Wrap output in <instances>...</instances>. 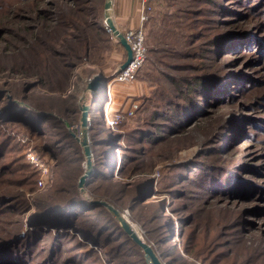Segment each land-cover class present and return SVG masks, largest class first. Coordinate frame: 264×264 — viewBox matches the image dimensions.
I'll return each instance as SVG.
<instances>
[{
	"label": "rangeland",
	"instance_id": "rangeland-1",
	"mask_svg": "<svg viewBox=\"0 0 264 264\" xmlns=\"http://www.w3.org/2000/svg\"><path fill=\"white\" fill-rule=\"evenodd\" d=\"M106 2L0 0V264H152L96 201L164 264H264V0H156L128 82Z\"/></svg>",
	"mask_w": 264,
	"mask_h": 264
},
{
	"label": "water",
	"instance_id": "water-1",
	"mask_svg": "<svg viewBox=\"0 0 264 264\" xmlns=\"http://www.w3.org/2000/svg\"><path fill=\"white\" fill-rule=\"evenodd\" d=\"M112 3H113V0H107V2H106V5H105V20L107 21L108 27L110 28V30L113 33V35L118 39L120 45H122L125 48V50H126L127 58H126V61L124 62V64L120 68V71H123L133 61V51L131 49V46L128 44L125 36L123 35V33H121L119 29H117V27L115 26V24L113 22L112 15L110 13V10L112 8ZM88 115H89L88 108L85 107L84 108V112H83V117H82V126L84 128L87 126ZM84 148H85L87 159L89 160V165H90V168H91V166H92V160H91L92 152H91V149H90V146H89V142H88V140L86 138L84 140ZM90 173L91 172L89 171L88 173L83 175L82 178L80 179L79 186H80L82 191H84L86 178L88 177V175ZM94 203H97L99 205H104V206L108 207L115 214V216H117V218L121 222V225L125 229L126 233L130 236L131 239H133L135 241L136 244H138L143 249V251L148 256V258L150 259L152 264H164L162 262L160 256L153 249V247H151L149 244H147L143 237L142 238L139 237V234L135 231V229L133 227V224L129 221V219L127 218L126 215H124L119 210H117L115 207H113L112 205H110V204H108L106 202L96 201Z\"/></svg>",
	"mask_w": 264,
	"mask_h": 264
},
{
	"label": "built area",
	"instance_id": "built-area-1",
	"mask_svg": "<svg viewBox=\"0 0 264 264\" xmlns=\"http://www.w3.org/2000/svg\"><path fill=\"white\" fill-rule=\"evenodd\" d=\"M142 9L140 16V26L136 29H130L123 32L128 44L133 51V61L123 71H118L115 75L117 82H128L135 80L136 73L145 64L148 56V48L146 44L145 24L149 20V14L153 10V4L156 0H141ZM115 122H111L112 126H115ZM42 174L39 179V186L41 189L51 181L52 171L50 167L41 165Z\"/></svg>",
	"mask_w": 264,
	"mask_h": 264
},
{
	"label": "crops",
	"instance_id": "crops-1",
	"mask_svg": "<svg viewBox=\"0 0 264 264\" xmlns=\"http://www.w3.org/2000/svg\"><path fill=\"white\" fill-rule=\"evenodd\" d=\"M121 27L136 29L140 26L141 0H113Z\"/></svg>",
	"mask_w": 264,
	"mask_h": 264
},
{
	"label": "trees",
	"instance_id": "trees-1",
	"mask_svg": "<svg viewBox=\"0 0 264 264\" xmlns=\"http://www.w3.org/2000/svg\"><path fill=\"white\" fill-rule=\"evenodd\" d=\"M169 2H173V1H178V0H168ZM168 29V32L171 34L172 33V30H170L169 28H167ZM99 30H101L102 32H105L106 31V29H104V28H102L101 26H100V29ZM165 33H167V32H165ZM169 33H168V35H169ZM167 36H166V34H164L163 35V37H162V39H164V38H166ZM179 37V36H178ZM184 37H186V36H184V35H181L180 36V38H178V40H177V44L178 43H180V39L181 38H184ZM177 38V36L174 38V39H176ZM174 41V40H173ZM175 42V41H174ZM2 93V92H1ZM15 115L16 116H18L22 121H28V117L27 116H25V115H21V114H18V113H15ZM81 200H82V202H80V204L81 205H83V206H87L85 203H84V200L81 198ZM100 207H104L106 210H108L107 212H108V215H107V217H109L110 219L113 217V215H115L108 207H106V206H104V205H99ZM118 228V230H119V232L120 233H123L122 235L124 236V237H126V241L127 242H130V244H132L136 249H137V251H138V253L140 254L142 251H143V249L138 245V244H136L135 243V241L133 240V239H131L130 238V236L126 233V231H125V229L123 228V226H118L117 227ZM124 230V231H123ZM125 232V233H124ZM143 253L145 254V252L143 251ZM146 255V254H145Z\"/></svg>",
	"mask_w": 264,
	"mask_h": 264
},
{
	"label": "bare ground",
	"instance_id": "bare-ground-1",
	"mask_svg": "<svg viewBox=\"0 0 264 264\" xmlns=\"http://www.w3.org/2000/svg\"><path fill=\"white\" fill-rule=\"evenodd\" d=\"M102 78V77H101ZM94 92V91H93ZM135 229V228H134ZM135 231H136V229H135ZM137 232V231H136ZM139 237H141L140 235H139ZM142 238V237H141Z\"/></svg>",
	"mask_w": 264,
	"mask_h": 264
}]
</instances>
